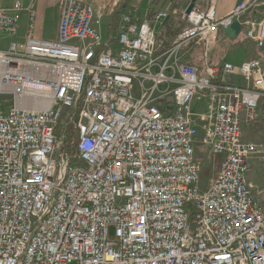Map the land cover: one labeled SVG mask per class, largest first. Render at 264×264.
I'll return each mask as SVG.
<instances>
[{"label": "built area", "instance_id": "2783aa9c", "mask_svg": "<svg viewBox=\"0 0 264 264\" xmlns=\"http://www.w3.org/2000/svg\"><path fill=\"white\" fill-rule=\"evenodd\" d=\"M93 1L62 0L55 40L0 48V264H264V195L249 179L264 149L243 138L264 62L201 70L183 50L235 21L263 48L264 18L246 17L256 1L142 19ZM22 10L0 9V33L19 31ZM174 14L188 26L160 52ZM198 144L223 156L208 184Z\"/></svg>", "mask_w": 264, "mask_h": 264}, {"label": "crops", "instance_id": "0c3cea01", "mask_svg": "<svg viewBox=\"0 0 264 264\" xmlns=\"http://www.w3.org/2000/svg\"><path fill=\"white\" fill-rule=\"evenodd\" d=\"M15 1L16 0H0V9L12 7ZM21 1L23 10L21 12L20 29L15 35L0 33V48L2 49L7 48L11 41H17L19 43L25 42L27 36L31 33L36 37L45 40H54L58 35L62 0ZM191 1L192 0H123V6L125 11L132 13L136 19H142L150 9H167L174 6L179 9H184L191 3ZM240 1L242 0H197L195 6L200 9H208L211 3H214L216 13L218 15H225ZM255 1L257 5L256 8L246 17L254 19L264 18V0ZM54 19L57 20L52 23ZM32 23L34 24L33 28ZM165 23H167V27H164L163 25L162 27H158V30L159 32L161 30H163L162 32L165 31V35L167 34V38H170L171 40L174 39L177 33L188 26L185 21H181L180 18L173 16L167 19ZM106 29V26L105 28L101 27V30L105 35H107ZM192 44L185 49L186 54L184 60L188 63L198 65L201 70H204L206 63L214 65L230 61L235 64H241L242 62L251 59H260L264 62V47L260 48L254 41L247 39L244 27L241 28L240 33L235 38L229 37L224 30H221L215 43L211 45L208 50H205V54L208 55L205 56V63L202 47L199 45L195 47L194 44ZM229 79L236 84H245L246 82L241 75H232L229 76ZM201 107L202 106L197 108L199 109ZM246 127L247 126L243 127L245 128V132L243 129L244 140L257 143L264 149V144L255 141L258 140V138L256 139L255 133L252 131L254 127H264V102L261 103V107L259 108L257 121L251 124V126L249 125V128L246 129ZM259 157L261 158V156ZM257 177L258 175L255 171L254 175L249 172V179L253 185L254 183L256 184Z\"/></svg>", "mask_w": 264, "mask_h": 264}, {"label": "rangeland", "instance_id": "374dc122", "mask_svg": "<svg viewBox=\"0 0 264 264\" xmlns=\"http://www.w3.org/2000/svg\"><path fill=\"white\" fill-rule=\"evenodd\" d=\"M95 4H96V0L93 1ZM123 3V1H122ZM189 5H187L184 9L185 11L187 12V8H188ZM257 6V5H256ZM172 8H175V9H178L177 7H172ZM194 8H199V7H194ZM163 9V8H162ZM182 10V9H180ZM203 10H206V9H203ZM188 13V12H187ZM51 17H52V11H51ZM173 17H178L180 18V20L182 21H185L182 16L180 14H174ZM57 19H54L52 23L56 22ZM186 22V21H185ZM108 23V17L107 19L105 18L104 19V23H103V26L105 28V24L107 25ZM116 24H117V17L115 18L114 22L112 25H114V27L111 26V29L110 27H108L106 30L107 32V35L106 37H109V34H110V30H112L114 33L116 32ZM163 30H161L157 36V48L158 50H160V52L162 51H165L166 49H168L173 41L171 40L170 38H167V34L165 35V31L162 32ZM220 34V33H219ZM218 34V36H219ZM105 35V33H104ZM57 38V37H56ZM55 38V39H56ZM218 38V37H217ZM54 39V40H55ZM217 40V39H216ZM215 40V41H216ZM172 41V42H171ZM214 41V43H215ZM214 43H212L211 45H213ZM194 46L196 47L197 45L201 46L202 47V53L204 55V63H205V56H208L207 54H205V50H208L210 48L211 45H209L208 47L205 46V45H202V44H197V43H193ZM192 44V45H193ZM190 45V44H189ZM188 45V46H189ZM191 46V45H190ZM187 48V47H186ZM185 48V49H186ZM183 49V50H185ZM182 53V51H181ZM184 54V53H183ZM187 56V55H186ZM185 59V58H184ZM206 67V64L204 66V68ZM238 84V83H237ZM239 85H247V82H245V84H239ZM264 102V99H262V101L260 102V106L259 108L261 107V103ZM206 109V108H205ZM204 107L203 108H199L197 109V111H195L196 114H200V113H203L205 111ZM258 115H259V109H258ZM258 119V117H257ZM257 119L255 120V122L257 121ZM254 122V123H255ZM251 126V125H250ZM249 128V126L246 127V129ZM244 129V132H245V128ZM247 131V130H246ZM252 131H254L255 133V136H256V139L258 138V140H255L257 141L258 143H261V144H264V127H254V129H252ZM202 145L201 144H198L196 145V149H197V157L198 159H201L203 160L204 164H203V167H204V173H203V181H204V184H208L209 183V180L213 177L216 176V173L218 171V168H219V164L221 162V160L223 159V156L222 155H215L213 154L212 152H210L208 150L207 154L205 155L206 152H203L202 153ZM205 155V156H204ZM261 156V158L259 157ZM258 158H254L251 162V169H250V173H252L254 175V171L256 172V174L258 175L257 179H256V184L254 183V191L258 192V195L260 196L259 198H262L261 196L264 195V159H263V156L262 155H258L257 156ZM255 163V164H254ZM253 184V183H252Z\"/></svg>", "mask_w": 264, "mask_h": 264}, {"label": "water", "instance_id": "95a60500", "mask_svg": "<svg viewBox=\"0 0 264 264\" xmlns=\"http://www.w3.org/2000/svg\"><path fill=\"white\" fill-rule=\"evenodd\" d=\"M197 0H192L187 8V12H191L192 9L195 7ZM225 33L232 38H235L241 31V24L238 21H235L230 27L226 28Z\"/></svg>", "mask_w": 264, "mask_h": 264}, {"label": "trees", "instance_id": "16d2710c", "mask_svg": "<svg viewBox=\"0 0 264 264\" xmlns=\"http://www.w3.org/2000/svg\"><path fill=\"white\" fill-rule=\"evenodd\" d=\"M164 27H167V23L164 24Z\"/></svg>", "mask_w": 264, "mask_h": 264}]
</instances>
